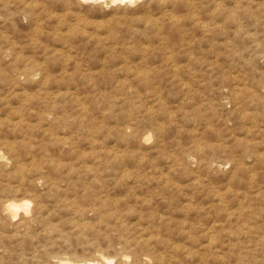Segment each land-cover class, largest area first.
Returning <instances> with one entry per match:
<instances>
[{
  "label": "rangeland",
  "instance_id": "374dc122",
  "mask_svg": "<svg viewBox=\"0 0 264 264\" xmlns=\"http://www.w3.org/2000/svg\"><path fill=\"white\" fill-rule=\"evenodd\" d=\"M263 87L264 0H0V264H264Z\"/></svg>",
  "mask_w": 264,
  "mask_h": 264
},
{
  "label": "bare ground",
  "instance_id": "6f19581e",
  "mask_svg": "<svg viewBox=\"0 0 264 264\" xmlns=\"http://www.w3.org/2000/svg\"><path fill=\"white\" fill-rule=\"evenodd\" d=\"M93 1H94V0H93ZM96 1H97V0H95V2H96ZM116 1H118V0H116ZM114 2H115V1H114ZM99 3H100V2H99ZM107 3H108V1H107ZM110 4H111V2H110ZM229 12H230V11H229ZM234 13H235V12H234ZM213 15H214V14H213ZM172 18H174V17H172ZM198 22H199V21H198ZM203 26H204V25H203ZM203 26H202V27H203ZM205 26H206V25H205ZM204 28H205V27H204ZM207 28H208V27H207ZM168 63H169V62H168ZM26 70H27V69H26ZM26 72H28V71H26ZM29 72H31V71H29ZM25 74H26V73H25ZM28 76H29V75H28ZM20 77H21V76H20ZM46 84H47V83H46ZM262 85H263V84H262ZM246 86H247V85H246ZM258 86H259V85H258ZM247 87H248V86H247ZM250 88L252 89V87H250ZM263 89H264V87H263ZM263 89H261V90L263 91ZM235 90H236V89H235ZM242 90H243V89H242ZM252 90H253V89H252ZM254 90H255V89H254ZM237 92H238V91H237ZM26 93H27V92H26ZM253 93H254V92H252V94H253ZM255 93H256V92H255ZM235 94H236V92H235ZM258 94H259V93H258ZM22 95H23V94H22ZM232 95H233V94H232ZM236 95H238V94H236ZM236 95H235V96H236ZM247 95H248V94H247ZM239 96H240V94H239ZM239 96H237V97H239ZM257 96H259V95H256V97H257ZM237 97H236V98H237ZM248 97H249V96H248ZM259 97H260V96H259ZM261 98H262V97H261ZM263 98H264V97H263ZM259 99H260V98H259ZM241 100H242V99H241ZM263 101H264V100H263ZM16 116H17V115H16ZM255 118H256V117H255ZM255 118H254V120H256ZM19 122H20V121H19ZM256 122H257V121H256ZM8 123H9V122H8ZM263 128H264V127H263ZM13 129H14V128H13ZM24 130H25V129H24ZM261 131H262V130H261ZM28 137H30V136H28ZM60 138H61V137H60ZM61 139H62V138H61ZM64 143H65V142H64ZM13 149H14V147H13ZM0 159H1V158H0ZM9 161H10V160H9ZM3 162H4V161H3ZM22 163H23V162H22ZM1 164H2V163H1ZM2 165H3V164H2ZM19 165H21V164H19ZM31 165H32V164H31ZM21 166H22V165H21ZM21 166H20V167H21ZM70 168H71V167H70ZM95 170H96V169H95ZM69 171H70V170H69ZM21 172H22V171H21ZM78 173H79V172H78ZM20 174H21V173H20ZM21 175H23V174H21ZM23 176H24V175H23ZM20 188H21V187H20ZM57 189H58V188H57ZM59 189H60V188H59ZM15 191H16V190H15ZM12 201H13V200H12ZM30 201H31V200H30ZM30 201H29V202H30ZM5 202H6V201H5ZM21 202H22V201H21ZM24 202H25V201H24ZM102 202H103V201H102ZM2 203H3V202H2ZM8 203H9V202H8ZM27 203H28V202H27ZM20 204H22V203H20ZM24 204H25V203H24ZM40 204H41V203H40ZM102 204H103V203H102ZM104 204H105V202H104ZM104 204H103V205H104ZM4 205H5V204H4ZM6 205H7V203H6ZM6 205H5V206H6ZM0 206H1V204H0ZM8 206H9L10 208H12V210H15V212H12V213H16V216H17V213H18L17 210H18V208L20 207V205H19V207H18V203L16 204V202H15V204H13V202H12V204H11V205L8 204ZM21 206H22V208H21V207H20V208H21L22 210H24V209H23V205H21ZM9 207H8V208H9ZM25 207H26V206H25ZM26 208H27V207H26ZM38 208H39V207H38ZM38 208H37V209H38ZM29 209H31V208H29ZM29 209H27V210H29ZM37 209H36V211H37ZM3 210H4V209H3ZM5 210H6V209H5ZM22 210H21V211H22ZM18 211H19V210H18ZM10 212H11V211H10ZM25 212H26V211H25ZM3 213H4V212H3ZM21 213H22V212H21ZM10 214H11V213H10ZM18 214H19V213H18ZM28 214H31V213H28ZM26 215H27V213H26ZM16 216H15V218H17ZM28 216H29V215H28ZM28 216H27V217H28ZM12 217H14V216H12ZM20 217H21V216H20ZM22 217H25V216H22ZM22 217H21V218H22ZM27 217H26V218H27ZM26 218H24V220H25ZM30 218H31V217H30ZM30 218H29V219H30ZM3 219H4V218H3ZM39 220H40V219H39ZM7 221H8V220H7ZM17 221H19V220H17ZM26 221H27V220H26ZM42 221H43V220H42ZM15 222H16V221H15ZM31 222H32V221H30V223H31ZM33 222H34V221H33ZM9 223H10V222H9ZM20 223H21V222H20ZM16 224H17V223H16ZM25 224H26V223H25ZM9 225H10V224H9ZM23 226H24V225H22V227H23ZM12 227H13V226H12ZM25 227H26V229H27L28 226H25ZM15 228H16V227H15ZM210 228H211V227H210ZM16 229H17V228H16ZM19 229H20V228H19ZM212 229H213V228H212ZM24 230H25V229H24ZM208 230H209V229H208ZM210 231H211V230H210ZM16 232H17V230H16ZM206 232H207V231H206ZM244 232H245V231H244ZM247 232H248V231H247ZM24 233H25V232H24ZM207 234H209V233H207ZM3 236H4V235H3ZM210 236H211V235H210ZM211 237H212V236H211ZM211 237H209V238H210V241H211ZM239 237H240V236H239ZM212 238H213V237H212ZM261 241H262V240H261ZM1 243H2V242H1ZM208 243H209V242H208ZM209 244H210V243H209ZM204 245H205V244H204ZM124 248H125V247H124ZM124 248H123V249H124ZM206 248H207V247H206ZM254 250H255V249H254ZM46 253H47V252H46ZM48 254H49V253H48ZM120 254H121V253H120ZM123 255H124V254H123ZM50 256H51V255H50ZM54 257H55V256H54ZM61 257H62V256H61ZM102 257H103V256H102ZM124 257H125V256H124ZM136 257H137V256H136ZM222 257H223V256H222ZM222 257H221V258H222ZM48 258H49V257H48ZM52 258H53V257H52ZM52 258H51V259H52ZM119 258H120V257H119ZM121 258H122V257H121ZM204 258H205V257H204ZM62 259H64V258H62ZM62 259H61V261H63ZM69 259H70V257H69ZM72 259H73V258H72ZM106 259H107V258H105V260H106ZM117 259H118V258H117ZM129 259H130V258H129ZM52 260H53V259H52ZM87 260H88V259H87ZM90 260H91V259H90ZM90 260H89V261H90ZM110 260H111V258H110ZM55 261H56V260H55ZM65 261L68 263L69 260H68V261L65 260ZM70 261H71V260H70ZM94 261H97V260H94ZM101 261H102V260H101ZM107 261H108V260H107ZM136 261H137V260H136ZM52 262H54V261H52ZM73 262H74V261H73ZM75 262H76V261H75ZM75 262H74V263H75ZM77 262H78V261H77ZM90 262H91V264H92L93 261H90ZM90 262H89V264H90ZM116 262H117V261H116ZM56 263H57V262H56ZM67 263H64V264H67ZM112 263H113V262H112ZM125 263H126V262H125ZM68 264H71V263H68ZM75 264H76V263H75ZM107 264H108V263H107ZM116 264H117V263H116ZM118 264H121V263H118ZM127 264H128V263H127ZM136 264H138V263H136Z\"/></svg>",
  "mask_w": 264,
  "mask_h": 264
},
{
  "label": "clouds",
  "instance_id": "9594fccd",
  "mask_svg": "<svg viewBox=\"0 0 264 264\" xmlns=\"http://www.w3.org/2000/svg\"><path fill=\"white\" fill-rule=\"evenodd\" d=\"M120 3H129V4H134L135 0H118Z\"/></svg>",
  "mask_w": 264,
  "mask_h": 264
}]
</instances>
